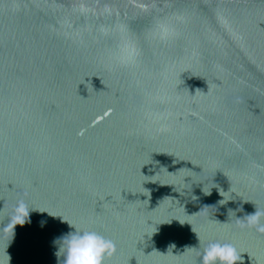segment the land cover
<instances>
[{
	"label": "water",
	"instance_id": "obj_1",
	"mask_svg": "<svg viewBox=\"0 0 264 264\" xmlns=\"http://www.w3.org/2000/svg\"><path fill=\"white\" fill-rule=\"evenodd\" d=\"M18 200L0 264H57L72 227L105 264H264L235 223L264 210V0H0V225Z\"/></svg>",
	"mask_w": 264,
	"mask_h": 264
},
{
	"label": "clouds",
	"instance_id": "obj_2",
	"mask_svg": "<svg viewBox=\"0 0 264 264\" xmlns=\"http://www.w3.org/2000/svg\"><path fill=\"white\" fill-rule=\"evenodd\" d=\"M174 34L175 29L173 27L167 24L159 25V38L161 40L168 39ZM118 58L120 62L126 63L132 57L121 55ZM182 180L183 183L187 184L185 177ZM29 209L23 200L16 201L12 206L8 223L0 225V231L6 229L9 225L12 226V229L17 224L23 225L27 219ZM262 217H264V210L255 207L253 213L242 219L236 218L235 223L239 227L254 228L256 232L264 233ZM72 229L53 240V243L57 245L55 253L57 264H105L115 254V243L111 238L91 229H77L75 227H72ZM197 249L198 264H236L239 259V253L235 246L229 242L210 241L202 249H199V247Z\"/></svg>",
	"mask_w": 264,
	"mask_h": 264
}]
</instances>
